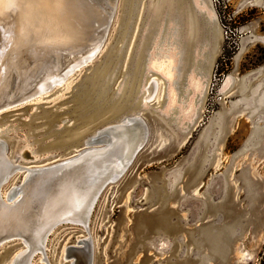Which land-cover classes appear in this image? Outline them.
I'll list each match as a JSON object with an SVG mask.
<instances>
[{
  "label": "rangeland",
  "instance_id": "1",
  "mask_svg": "<svg viewBox=\"0 0 264 264\" xmlns=\"http://www.w3.org/2000/svg\"><path fill=\"white\" fill-rule=\"evenodd\" d=\"M117 2L88 63L39 99L0 114L5 155L40 166L80 149L99 125L136 105L140 71L142 83L159 82L155 100L138 107L146 142L103 187L86 227L64 223L48 234L49 264H69L61 251L81 237L91 242V264H262L264 0H219L216 8L210 0ZM163 50L176 59L171 81L160 75L163 66L149 69ZM20 136L45 159L17 160ZM20 248L18 241L1 245L0 264ZM30 264H43L39 253Z\"/></svg>",
  "mask_w": 264,
  "mask_h": 264
},
{
  "label": "water",
  "instance_id": "2",
  "mask_svg": "<svg viewBox=\"0 0 264 264\" xmlns=\"http://www.w3.org/2000/svg\"><path fill=\"white\" fill-rule=\"evenodd\" d=\"M117 1L47 0L46 3L48 5L59 2L65 5L66 9L70 12L75 7V11L78 10L77 14L80 16L79 18L82 19L79 21L84 20L83 25L86 26L83 34L87 33L86 39L92 38L91 40L94 42L92 45L89 44L78 51L79 53L75 52L69 55H66L63 50L67 46H72V44L67 45L65 43L66 46L64 47L60 46L52 49L43 47L40 44L23 42L21 33L16 32L15 29V23H18L16 21V14L7 13L8 19L6 21L4 19L0 20V48L6 49L2 56H0V67L9 66L13 81L11 82L10 78V81L5 82L7 96L0 97L1 114L12 107L21 105L22 102L19 101H22L24 98L27 99L31 95H34L38 90L37 87L48 76H60L65 69L73 65L74 60L87 55L95 47L101 48L113 19L115 9L117 8ZM93 8L95 11L98 8L100 12L105 14V19L99 24L98 28L93 27V23L95 22L93 21L95 18ZM58 12L59 10L55 9L53 13L56 14ZM51 16H53L52 13ZM67 18L69 20L71 17L67 16ZM44 20L48 21V18L45 17ZM71 21L73 23L75 19L73 18ZM34 24L36 25L38 22ZM11 26L13 28L12 33L9 31ZM75 27L76 25L71 30L76 29ZM83 43L74 42L73 46ZM100 48L92 53L93 57ZM156 49L157 44L153 50L155 55L157 54ZM56 54L58 56L61 55L56 59L57 62H45L47 58L51 57L54 59ZM31 55H34L35 59L30 58ZM158 56L157 54L156 57ZM175 60L174 58L173 63ZM33 72L35 74H32ZM142 74L140 71V75L137 74L134 77L136 81L134 80L133 85L136 87H134L135 90H133L134 93L131 98L136 100L137 97H140L136 105L131 104L128 108L124 107L122 112L124 114H116L112 122L99 125L94 133L83 140V146L68 153L67 157L57 159L53 163L51 162L52 165L30 170L24 166L14 167L5 159L4 153L0 152V184L2 183V178L5 176V173L2 171L4 169L15 168L28 174V177L22 183L18 184L16 182V185L8 191V199L10 200L19 196V191L22 193L17 198L18 203L16 207L9 208V206L4 205L0 201V246L16 242L18 239L24 240L27 244V249L17 255L13 259L12 264H30L35 248L40 249L43 253L41 243L44 239L43 235L48 231L47 226L43 224L44 219L48 216L50 217L51 213H53V206L55 204L53 202H58L60 197H64L67 188H70L74 184L78 185L77 192L81 191L82 195L83 193H87L88 196L86 199L88 201L87 210L82 216L83 223L81 220L80 222L60 220L55 223L54 228L64 223L78 225L80 223L83 227H86L91 207L103 187L115 182L119 178L125 169H127L135 154L144 145L149 131L138 107L141 106L142 102H145L149 106L156 96L149 98L146 94L142 99L141 95L144 92L152 91L154 88L153 81L150 79V82L144 86V90L142 89L144 84L142 83ZM148 74H151V71ZM10 94L12 95L10 96ZM135 134H140L139 138ZM128 135L136 136L133 142L127 139ZM4 144L6 145V143ZM57 208L59 209L60 205ZM81 243L83 244L82 247H67L69 251L68 258H73L72 261L69 260V264L71 262V264H91V242L89 239H86L85 241H81Z\"/></svg>",
  "mask_w": 264,
  "mask_h": 264
},
{
  "label": "bare ground",
  "instance_id": "3",
  "mask_svg": "<svg viewBox=\"0 0 264 264\" xmlns=\"http://www.w3.org/2000/svg\"><path fill=\"white\" fill-rule=\"evenodd\" d=\"M57 1V0H56ZM18 0H0V20H7L8 16L6 15L7 13L10 14H16V21H18V23H15V29L16 32L21 33V39L23 40V42L25 43H31V44H40L43 47H49V48H54L55 47H64L66 46L65 43H67V45L72 44V46H67L66 49H64L63 51L66 53V55H69L71 53H79L78 51H80L81 49H83L85 46L87 45H92L94 42L87 38L86 39V34H83V31L85 30V25H83L84 20L83 21H79L82 20L80 19L78 13V10L75 11V7H73L72 12H70L68 9H66L65 5H62L59 2H55L53 4L48 5L46 2L47 0H32L30 2H32L35 6L30 9L27 14L25 13L24 10L15 7L14 4L17 3ZM106 3V1H104ZM59 10L58 13H53L54 10ZM10 11V12H9ZM93 11L94 8H93ZM51 13L53 14V16H51ZM94 13L95 18L93 19V21H95L93 23V27L94 28H98L99 24L102 23V21H104L103 19H105V14L103 12H100V10L97 8V10ZM67 16L71 17L67 18ZM73 16V17H72ZM104 16V18H103ZM48 18V21H45L44 19ZM86 17V15H85ZM102 17V18H101ZM75 19V21H73V23H71V19ZM21 21V22H20ZM38 22V24H34ZM21 24V25H20ZM17 25V27H16ZM18 25H19V29H18ZM76 25V29H73V27ZM72 26V27H71ZM92 30V29H91ZM9 31H13V28L11 26V28H9ZM74 42H84L83 44H78V45H74ZM98 46V45H96ZM99 47H95L91 50L90 53H88L85 56H81L82 58L78 59V60H74L73 61V65H71L68 69H65L60 76H48L44 82L39 85V87H37V92L34 95H31L30 97H28L27 99H23L21 104L26 103L28 101H34L35 99H39L40 97H42L43 95H45V93H49L50 90H53L56 86L63 84L66 79L75 72V70L78 67H81V65H84L85 63H88L90 59H92V53L95 52L96 50H98ZM165 50L161 51V53H163L164 55L162 56V60L157 61V59L152 60L153 61V65L150 64V68L149 69H154L156 72L158 71V68L162 67V71L159 70L160 75L164 78H166L165 80L167 81H171L172 78V74L170 73L168 75V73L170 72V70H172V66L171 64L173 63V59L168 60L167 57H169L170 55L164 53ZM61 54V53H59ZM152 55H155L154 53ZM162 55V54H161ZM61 56V55H59ZM57 54L54 57V59L47 58L45 59V62H57L56 59L59 57ZM172 56V55H171ZM80 57V56H79ZM154 57V56H153ZM32 59H35L34 55H31ZM33 61V60H32ZM160 69V68H159ZM158 73V74H159ZM32 74H35V72H33ZM13 77L10 75V69L9 66H1L0 67V97H5L7 96L6 90H5V82H7L8 80L10 81V78ZM153 81L154 84V88L151 91H146L144 92L141 96L142 99L144 98V96L147 94V96L149 98H153L157 95L158 91H159V82L156 81L154 78L151 79ZM12 78H11V82H12ZM150 82V80L147 83H144L146 86L148 83ZM144 86H142V89L144 90ZM39 91V92H38ZM14 94V93H12ZM10 94V96L12 95ZM40 96H37L39 95ZM172 94V93H171ZM10 99V98H7ZM6 100V99H5ZM18 103V102H16ZM141 105H147L145 104V102H142ZM2 109H0L1 111ZM6 110V109H5ZM1 114V112H0ZM3 114V113H2ZM137 135L139 138L140 134H135ZM23 137V139L21 140L22 143L20 146H18V149L16 151V155H17V160H24L30 163L36 162L37 159H40L41 157V161L44 158V154L40 155L38 153H35V147L33 146L34 144H32L29 140H27L26 136H20ZM136 138V136H129L128 138L131 142H133V140ZM5 142H3L0 139V152L4 153V157L7 161H9L14 167L15 166H21V164H15L14 160L9 159L6 155H5V151H6V145L4 144ZM45 159V158H44ZM64 160V159H62ZM60 160V161H62ZM55 162V161H53ZM52 162V163H53ZM57 162V161H56ZM59 162V161H58ZM19 163V162H18ZM51 162L47 163V164H43L40 166H24L28 169H37V168H41L44 166H49L52 165ZM5 173V176L2 178V183L0 184V201L6 205L9 206V208L11 207H16L18 200L17 198L22 194L20 191L18 193L19 196H17L14 199H8V191L14 186L16 185V182L13 183L5 192H2V187L8 183V181L11 179V177L13 175L16 174H20L19 178L17 180L18 184L22 183V181L24 179H26V177H28V174H26L24 171L19 170V169H15V168H8V169H4L2 170ZM17 171V172H16ZM27 175V176H26ZM77 184L72 185L70 188H67V191L65 193V196L60 197L59 201L57 202H53L55 203L53 206V213H51V216L46 217L44 219V225L47 226L46 228L48 229V231L46 232V234H44V239L42 240L41 246L43 248V253L40 249L35 248L33 254L39 253L40 255V261L43 262V264H49L48 259L46 258L45 255V250H44V246H45V241H46V236L52 231V229L55 226V223L60 221V220H64V221H69V222H81L83 223V214L85 213V211L87 210V206H88V201H86L87 199V193H83L79 191L77 192ZM85 203H87L85 205ZM60 205V208L58 209L57 206ZM62 210V211H60ZM51 212V211H50ZM50 214V213H49ZM47 216V215H46ZM53 225V226H52ZM79 225L82 226V224L79 223ZM46 231V230H45ZM42 236V235H40ZM86 238L81 237L80 239L78 238L77 240V245L75 243V245H71L68 247H82L83 244L81 243V241H85ZM18 242L21 246V250H19L17 253H15L14 256L10 257V261L7 262L6 264H12L13 259H15V257L17 255H19L21 252H23L25 249H27V244L24 240L22 239H18ZM67 246L65 245L61 251V255H60V259L62 260H71L68 258V250H67ZM32 254V256H33ZM82 256V255H81ZM45 258V259H44ZM46 260V261H45ZM72 263V262H71ZM70 263V264H71Z\"/></svg>",
  "mask_w": 264,
  "mask_h": 264
},
{
  "label": "snow or ice",
  "instance_id": "4",
  "mask_svg": "<svg viewBox=\"0 0 264 264\" xmlns=\"http://www.w3.org/2000/svg\"><path fill=\"white\" fill-rule=\"evenodd\" d=\"M14 6L24 10L27 14V12L32 9L35 5L30 2V0H18V2L14 4ZM5 50V48H0V56H2Z\"/></svg>",
  "mask_w": 264,
  "mask_h": 264
},
{
  "label": "built area",
  "instance_id": "5",
  "mask_svg": "<svg viewBox=\"0 0 264 264\" xmlns=\"http://www.w3.org/2000/svg\"><path fill=\"white\" fill-rule=\"evenodd\" d=\"M210 1L212 2L213 6L216 8V4H218L219 0H210Z\"/></svg>",
  "mask_w": 264,
  "mask_h": 264
},
{
  "label": "trees",
  "instance_id": "6",
  "mask_svg": "<svg viewBox=\"0 0 264 264\" xmlns=\"http://www.w3.org/2000/svg\"><path fill=\"white\" fill-rule=\"evenodd\" d=\"M262 264H264V261H262Z\"/></svg>",
  "mask_w": 264,
  "mask_h": 264
},
{
  "label": "crops",
  "instance_id": "7",
  "mask_svg": "<svg viewBox=\"0 0 264 264\" xmlns=\"http://www.w3.org/2000/svg\"><path fill=\"white\" fill-rule=\"evenodd\" d=\"M263 7H264V3H263Z\"/></svg>",
  "mask_w": 264,
  "mask_h": 264
}]
</instances>
